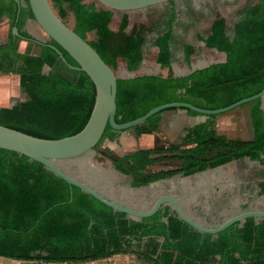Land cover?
I'll list each match as a JSON object with an SVG mask.
<instances>
[{
    "label": "trees",
    "instance_id": "1",
    "mask_svg": "<svg viewBox=\"0 0 264 264\" xmlns=\"http://www.w3.org/2000/svg\"><path fill=\"white\" fill-rule=\"evenodd\" d=\"M17 1L19 5L15 0H0V19L6 16L11 29L16 27L20 35L14 36L10 30L7 42L0 44V75L18 74L28 101L1 108L0 125L42 139L74 135L90 116L94 86L83 72L73 68L77 64L56 43L35 40L24 30L26 22L34 18L28 0ZM225 1L238 7L225 15L206 10L202 0H175L124 12L109 9L98 0H48L56 16L114 72L117 123L172 102L217 109L264 88V0H243V6H239L242 0ZM179 3L185 5L179 8ZM155 7L163 8L159 15L124 32L131 13ZM120 35L116 44L113 38ZM20 38L45 45L38 56L20 54ZM47 45L56 47L65 61ZM44 66L49 67L47 74L43 73ZM262 98L248 103L251 141L228 140L206 121L188 129L180 143L166 148L123 156L104 149L102 155L114 165L112 179L89 169L85 174L91 182L87 183L100 192L109 181L117 197L119 187L140 188L178 174L197 182L215 170L218 173L213 179L219 183L252 179L264 172ZM165 111L132 130L137 135L155 132ZM110 133L116 134L107 126L101 140ZM97 146L89 152H96ZM163 149L178 152L166 159L178 160L180 166L150 173L147 168L158 160L150 156ZM258 188L264 195V182ZM221 205L220 210L209 214L223 211L224 200ZM127 216L69 186L40 163L0 149V257L46 264L107 258L121 251L126 235L143 230L142 225L128 227ZM159 216L160 210L148 218L154 221L153 230L147 228L141 234L153 231L176 239L184 234L182 227L194 231L179 219H169L164 227L158 222ZM212 238L198 231L184 234L182 243L164 248L153 264H172V252L182 254L186 249L190 258H183L185 264L208 255L219 256L218 264H264V218H246Z\"/></svg>",
    "mask_w": 264,
    "mask_h": 264
},
{
    "label": "crops",
    "instance_id": "2",
    "mask_svg": "<svg viewBox=\"0 0 264 264\" xmlns=\"http://www.w3.org/2000/svg\"><path fill=\"white\" fill-rule=\"evenodd\" d=\"M7 24L10 27L11 23L9 19L3 16L0 19V33L3 34L7 30ZM10 30L12 32L11 27ZM19 41L17 51L20 54L25 53L29 43H33L40 48L42 47L40 45L41 43L32 42L28 39L20 38ZM29 54L38 56L40 51ZM46 67L44 66L43 70ZM19 81V75L15 73L0 75V109L11 108L14 101L20 98L21 87ZM235 109L215 115L213 118L204 115H191L188 111L180 109L167 110L160 114L158 128L153 133L137 135L134 130L130 129L121 132L113 131L116 134H108L101 140L100 148L98 149L99 152H96L94 156H89V162L93 167L102 171L106 180H110L114 174V165L111 160L102 155L104 149H108L118 156H123L132 155L142 150L166 148L167 145L180 143L188 129L204 124L206 121H211L212 129L224 135L228 140L251 141L253 139V127L250 113L247 110L246 112L240 111L239 114H230ZM183 148L185 147L183 146L181 149ZM171 155H179V153H171L163 149L161 153L151 155L150 158H157L158 160L147 168L148 171L150 173H156L178 168L181 164L180 161L166 159V157ZM217 173V170L211 171L208 173L209 179L206 177L207 179L198 182L178 174L170 179L154 181L140 188L119 187V190L117 189L119 191L117 197L113 195L114 187L109 181L106 186H101L99 190L104 196L118 201L119 204L139 211L148 210L162 196L172 197L189 218L206 227H217L229 218L243 212L264 211V199L261 200L264 198V195L260 194L258 188V184L264 182L263 178L260 180L255 178L256 181L246 180L219 183L213 179ZM223 200V211H217L215 216H211L209 214L210 212L220 210ZM124 219L127 221L128 227L142 225V231H145L147 228V230H153L150 227H153L154 221L147 220L148 218L139 219L127 216ZM169 219L179 218L175 215L171 207L165 204L160 209L158 222L166 227ZM182 230L187 236L197 231L195 229L192 231L184 227H182ZM141 232L134 230L130 235H126L121 251L110 257L88 260L86 262L49 264H153V260L162 253L164 248L170 247L172 244H180L184 241V234L180 238L169 239L167 236L153 231L142 234ZM212 237L211 240L215 239L216 235H212ZM167 252H170V248ZM188 255H190L188 249L182 254L178 251L172 252V264H185L183 258H190ZM177 258H182V260L178 263L176 261ZM219 260L220 257L217 255H208L193 264H218ZM0 264L46 263L4 258V260L0 259Z\"/></svg>",
    "mask_w": 264,
    "mask_h": 264
},
{
    "label": "water",
    "instance_id": "3",
    "mask_svg": "<svg viewBox=\"0 0 264 264\" xmlns=\"http://www.w3.org/2000/svg\"><path fill=\"white\" fill-rule=\"evenodd\" d=\"M15 1L19 5V1ZM98 1L109 9L127 12L142 10L175 0ZM28 3L34 21L42 31L77 64V67L73 68L83 72L92 82L95 89L94 104L85 126L78 133L59 139L37 138L0 125V149L17 153L40 163L69 186L76 187L114 211L125 213L131 217L139 219L151 218L162 206L167 204L182 222L201 233L209 235H216L236 223H241L246 218H264V211H247L229 218L217 227H206L189 218L172 197L162 196L154 202L150 209L139 211L108 199L102 193L92 188L85 180H79L67 174L57 162L77 159L95 148L107 126L116 132L130 130L140 126L154 115L168 109H180L193 111L198 115L215 116L264 97V88L254 95L217 109H203L185 102H172L154 107L144 115L133 120L117 123L115 120L117 78L114 72L89 44L56 16L48 0H28ZM12 34L20 37L16 27L12 28ZM40 45L43 46L45 44ZM47 46L53 48L62 60L65 61L61 52L56 47Z\"/></svg>",
    "mask_w": 264,
    "mask_h": 264
},
{
    "label": "rangeland",
    "instance_id": "4",
    "mask_svg": "<svg viewBox=\"0 0 264 264\" xmlns=\"http://www.w3.org/2000/svg\"><path fill=\"white\" fill-rule=\"evenodd\" d=\"M202 3L204 4V6H207L206 10L207 9L208 10L213 9L212 11L219 10L220 13L222 12L225 15L230 13V12H232L234 9H236L238 7V4H236V5L226 4L225 0H202ZM243 4H244V1L242 0L241 4L239 6H243ZM181 5L184 6L185 4L179 3V5H178L179 8L181 7ZM160 10H163V8L155 7V8H150L149 10H147L145 12L131 13L129 15V17H128L129 25L124 30V32H127L132 26L148 23L151 20V17H153L155 15L156 16L159 15ZM200 16H202V15H200ZM6 29L7 30L5 32H3V34L0 33V44H4L5 41L8 38V35L10 33L9 24L6 25ZM24 30L27 31L31 36H34L35 40H39V38H43L44 41L47 42V43L50 41L49 37L42 31V29L39 27V25L34 20H31V19L28 20L27 24L25 25ZM192 36H193V34L191 33L190 36L188 37V39L192 40ZM120 37H122V36L120 35V36H116V37L113 38V40H114V42L116 44L118 43V40L120 39ZM19 42L17 43V45H19ZM39 51H41L40 47L34 45L33 43H29L28 44V48L26 49L25 52H29V53L35 52V53H37ZM48 70H49V67H48V69L46 67L43 70V73L47 74ZM25 101H28V97L26 96L25 93H23V91L21 89L20 98L17 99L16 101H14L13 104H17V103L19 104V103H23ZM262 105H263V108H264V97L262 98ZM239 107H241V108H236L234 111L230 112V114H233V115L234 114H239L240 111L241 112L242 111L246 112L247 110H248V113H250L251 104H246V105H242V106H239ZM211 128H212V126H211ZM99 148H100V145L97 146L96 152H99L98 151ZM96 152H89V153H86V154L80 156L77 159L68 160V161H60V162H57V163L64 171L69 172L70 174H73L76 178L85 179L86 182L89 183L91 181L86 178L87 175L85 173L89 172V169L90 170L92 169L91 171H95V172H96V170H98V168L93 167L90 164V162H89L90 161L89 156L90 157L94 156L96 154ZM99 171H101V170H99ZM101 173H102V171H101ZM256 174H257L256 177H253L252 179H249V180L250 181H256L255 178H257V180H260L261 178L264 179V172H259V173H256ZM0 259L4 260V258H0Z\"/></svg>",
    "mask_w": 264,
    "mask_h": 264
}]
</instances>
